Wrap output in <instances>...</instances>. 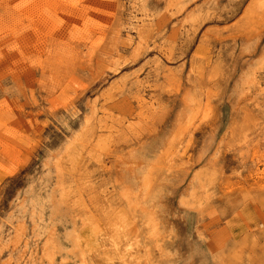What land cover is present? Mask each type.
I'll return each instance as SVG.
<instances>
[{
    "label": "rangeland",
    "instance_id": "374dc122",
    "mask_svg": "<svg viewBox=\"0 0 264 264\" xmlns=\"http://www.w3.org/2000/svg\"><path fill=\"white\" fill-rule=\"evenodd\" d=\"M0 264H264V0H0Z\"/></svg>",
    "mask_w": 264,
    "mask_h": 264
}]
</instances>
